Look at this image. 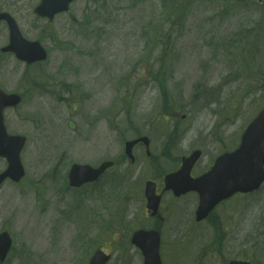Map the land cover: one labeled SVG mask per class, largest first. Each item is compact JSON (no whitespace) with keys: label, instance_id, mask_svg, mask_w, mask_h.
I'll return each mask as SVG.
<instances>
[{"label":"rangeland","instance_id":"374dc122","mask_svg":"<svg viewBox=\"0 0 264 264\" xmlns=\"http://www.w3.org/2000/svg\"><path fill=\"white\" fill-rule=\"evenodd\" d=\"M38 1L0 0L52 53L35 73L0 60V84L24 93L7 126L28 138L25 178L0 191V231L14 240L3 264H89L99 247L112 254L108 264H143L132 233L159 225L145 215L147 179L161 183L196 149L203 156L194 173L207 171L264 107V6L76 0L46 25L34 18ZM6 40L3 26L0 45ZM141 135L152 155L138 145L132 163L125 141ZM105 159L117 165L98 183L69 187L74 162ZM167 208L163 264H264V186L220 205L202 225L191 224L192 201Z\"/></svg>","mask_w":264,"mask_h":264},{"label":"water","instance_id":"95a60500","mask_svg":"<svg viewBox=\"0 0 264 264\" xmlns=\"http://www.w3.org/2000/svg\"><path fill=\"white\" fill-rule=\"evenodd\" d=\"M72 0H44L58 4L55 8L45 6L44 11L54 14L58 11L67 10ZM146 137L126 143V152L133 158V146ZM13 142L16 143L14 151ZM24 144L23 138H9L0 132V154L10 156V167L7 172L0 176V183L7 176L19 180L21 177V165L19 152ZM200 152H195L184 160L182 169L166 177L167 188H173L177 194L190 189H197L201 194V205L198 210V219L208 215L213 207L223 198L229 197L237 191H252L258 188L264 180V110L250 124L241 147L230 154H224L218 158L213 169L199 177L192 178L190 171L194 161ZM113 162H104L99 168L90 165L75 164L70 173L72 185H81L87 181H94L100 177L106 168ZM146 194L149 200L148 206L157 210L160 196L155 194L154 184L147 183ZM1 243L8 248L10 240L7 234L0 236ZM133 243L139 246L145 257V264H162L160 256V233L156 230H139L133 235ZM109 256L102 250H98L92 258L91 264H106ZM231 264H250L244 261H233Z\"/></svg>","mask_w":264,"mask_h":264},{"label":"flooded vegetation","instance_id":"af4514ba","mask_svg":"<svg viewBox=\"0 0 264 264\" xmlns=\"http://www.w3.org/2000/svg\"><path fill=\"white\" fill-rule=\"evenodd\" d=\"M159 191H160V190H159V186H158V192H159ZM168 208H169V204H168ZM168 208H167V209H168Z\"/></svg>","mask_w":264,"mask_h":264}]
</instances>
